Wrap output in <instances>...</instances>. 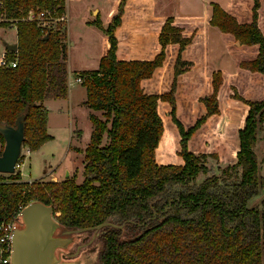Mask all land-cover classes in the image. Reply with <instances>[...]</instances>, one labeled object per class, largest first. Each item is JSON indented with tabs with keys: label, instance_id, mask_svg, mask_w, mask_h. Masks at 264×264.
<instances>
[{
	"label": "trees",
	"instance_id": "1",
	"mask_svg": "<svg viewBox=\"0 0 264 264\" xmlns=\"http://www.w3.org/2000/svg\"><path fill=\"white\" fill-rule=\"evenodd\" d=\"M261 1L229 0L226 9L211 4L208 23L234 59L232 75L207 76L203 15L156 18L150 0H118L105 28L97 16L92 25L105 38L98 66L77 73L86 92L82 105L92 112L89 141L79 150L80 184L0 174V221L39 201L51 204L54 219L68 228L123 224L102 228L96 264H264V198L249 205L264 189L253 151L264 125ZM2 5L16 23L17 49L15 66L7 51L0 66V124L12 126L24 115L22 146L33 152L51 139L42 101L67 95V57L60 22L41 34L25 18L39 11L57 17L65 4ZM226 102L232 119L223 142L232 161L196 183L209 170L208 157L222 161L211 148L197 152L195 139L215 129ZM123 226L134 235L123 239Z\"/></svg>",
	"mask_w": 264,
	"mask_h": 264
},
{
	"label": "rangeland",
	"instance_id": "2",
	"mask_svg": "<svg viewBox=\"0 0 264 264\" xmlns=\"http://www.w3.org/2000/svg\"><path fill=\"white\" fill-rule=\"evenodd\" d=\"M155 7L153 15L155 16H195L203 15L206 18L205 35H206V49H205V71L209 76L214 71H222L224 74L235 73L234 59L228 53L224 41L217 30L208 23V16L211 10V4H217L225 9L229 5V0H153ZM117 0H66L65 11L67 15V22L65 20L59 21V31L62 32L63 37H60L62 43H65L66 69L68 80L73 88V102L69 109L66 107L62 111H58V103L50 101L45 105L48 111V129L53 135V139L47 142L43 149L32 156L28 155L21 169L23 178L28 174L31 178L42 176L44 170L49 171L55 169L56 165H60L57 169L61 170L63 164L71 165L72 170L66 177L59 174V181H54L52 175L48 172L37 179H29L27 182L44 181L61 182L64 178H73L76 184H80L82 179L83 168V153H77L73 149V157L68 152L69 136L71 135L70 127L72 129H80L81 135L77 144L73 146L83 147L89 141L91 135V123L87 117L88 109L82 104H79V99L84 97L82 94V87L80 83H75L77 73L80 71H94L99 62V54L104 45V34L94 24H90L97 16L101 21L102 26H107L108 16L115 7ZM93 6V7H92ZM87 7H91L88 11ZM98 9L99 12L93 9ZM262 15L264 16V0L261 1ZM15 28L9 25L0 27V44L2 40L13 39ZM1 53V49H0ZM12 56V55H11ZM1 58V55H0ZM7 61L6 56L3 57ZM79 90V91H78ZM77 99V100H76ZM76 101V102H75ZM61 106H65L61 104ZM224 112L217 121L215 129H208L204 134L199 135L195 139L196 150L201 153L206 149L211 148L214 153L222 160L218 162L215 158L208 157L205 164L209 168L205 175H198L196 183L204 180L205 176L220 175L223 167L231 163V157L225 156L228 148L223 142L224 132L228 127V122L231 121L230 106L226 102L224 104ZM193 107L197 111H201V107L194 103ZM102 118L101 112L94 113ZM238 115L235 117V124L238 122ZM238 125V124H237ZM69 128V129H68ZM72 142V138L71 141ZM105 140L102 141L104 143ZM3 142L0 143V152L2 151ZM234 151V150H233ZM254 154L258 163V176L264 179V125L259 126L256 133V144L254 146ZM232 152V151H231ZM226 157V158H225ZM68 165V166H69ZM65 174V171L63 172ZM21 182H26L21 179ZM58 180V177H57ZM264 198V189L260 190L258 196L249 201V205L259 204ZM123 239L132 237L134 234L123 226ZM99 230L90 229L79 232L76 235V240L72 242L63 252H60L62 259H73L86 252V257H82V261L86 264H95L100 249V233Z\"/></svg>",
	"mask_w": 264,
	"mask_h": 264
},
{
	"label": "water",
	"instance_id": "3",
	"mask_svg": "<svg viewBox=\"0 0 264 264\" xmlns=\"http://www.w3.org/2000/svg\"><path fill=\"white\" fill-rule=\"evenodd\" d=\"M3 47L10 52L17 49L16 44L6 42L3 43ZM23 117L24 115L17 117L12 126L0 124V135L3 140L0 152V174H14L13 165L24 140ZM122 225H115L107 220L93 228H68L54 219L51 204L31 201L15 217L10 236V264H86L82 261V257H86V252H82L76 258L64 260L60 252L76 240L79 232L99 230L103 227L117 228Z\"/></svg>",
	"mask_w": 264,
	"mask_h": 264
},
{
	"label": "built area",
	"instance_id": "4",
	"mask_svg": "<svg viewBox=\"0 0 264 264\" xmlns=\"http://www.w3.org/2000/svg\"><path fill=\"white\" fill-rule=\"evenodd\" d=\"M2 3L3 0H0V23L8 22L9 27L16 28V23L14 20L7 19L2 11ZM27 21L37 22V26L40 27V33L45 34L47 29L52 28L59 21L65 20V14H61L57 17H54L48 11H39V13L28 12L26 18ZM7 50L3 49L0 53V66H4L7 61H4L3 57ZM10 52V51H7ZM12 54L13 61L9 62L11 67L15 66L16 62V51L10 52ZM82 81L80 76L74 79L75 83H80ZM30 149L26 146H21V150L17 159L14 163V173H18L21 175L22 165L26 161L27 156L30 154ZM23 208V206H19L13 213L9 215V217L3 218L0 221V264H10V251H11V231L15 223V217L18 212Z\"/></svg>",
	"mask_w": 264,
	"mask_h": 264
},
{
	"label": "crops",
	"instance_id": "5",
	"mask_svg": "<svg viewBox=\"0 0 264 264\" xmlns=\"http://www.w3.org/2000/svg\"><path fill=\"white\" fill-rule=\"evenodd\" d=\"M65 1L66 0H64V4H65ZM118 1V0H117ZM151 1V15L153 16V17H156V18H165V16H168V15H165V16H155V15H153V11H154V7H155V1H153V0H150ZM118 3V2H117ZM117 3H116V5H117ZM66 5V4H65ZM115 5V6H116ZM229 6V5H228ZM93 7V6H92ZM88 8V11H90L91 10V7H87ZM115 8V7H114ZM114 8L112 9V11L114 10ZM228 8V7H227ZM226 9V8H225ZM94 11H97V12H99V10L96 8V9H93V12ZM112 11H111V13H112ZM111 13H110V15H111ZM64 14H65V21L67 20V15H66V12H64ZM110 15L108 16V19H109V17H110ZM183 16H186V15H183ZM183 16H171V17H183ZM191 17H195V16H191ZM199 17V16H198ZM107 19V20H108ZM109 21V20H108ZM67 22V21H66ZM93 22V21H92ZM92 22H90V24H92ZM101 22V21H100ZM102 24V23H101ZM108 24V23H107ZM103 27V26H102ZM106 27V26H105ZM104 27V28H105ZM16 29V28H15ZM15 30H14V35H13V39H11V40H9V41H7L6 39L5 40H2L1 41V44H0V49H1V52L3 51V49H4V47H3V43L4 42H6V43H9V44H16V35H15ZM105 41V40H104ZM103 47H104V45H103ZM206 48V47H205ZM102 50H103V48H102ZM101 53H102V51L100 52V54H99V56L101 55ZM101 57V56H100ZM100 59V58H99ZM68 74V73H67ZM81 87H82V95L84 96V97H82V98H80L79 99V104H82V102H83V100L85 99V96H86V92L84 91V87L81 85ZM79 91V90H78ZM73 88H72V86L70 85V82H69V80H68V87H67V95H66V97L65 98H60V99H44L43 101H42V104H43V106L45 107V105L47 104V103H49L50 101H56V102H53V103H58V105L60 106V107H58V111L60 112V111H62V109H63V107L65 108L66 107V109H69V107L71 106V104H72V102H73V99H72V96H73ZM77 100V99H76ZM76 102V101H75ZM61 104H64L65 106H61ZM90 113H92L90 110H88V113H87V117H88V115L90 114ZM48 120H49V117H48V111H47V121H46V129H47V133L51 136V140L53 139V135L49 132V129H48ZM69 129V128H68ZM69 133H71V135L69 136V144H68V152H69V154H71V157H73V149H75L76 151L78 150H83L86 146V144L88 143H85V145L83 146V147H81V146H73V144H77V142H78V140H79V138H80V135H81V130L80 129H72L71 127H70V132ZM71 138H72V142H70L71 141ZM51 140H49V141H51ZM49 141H46V142H44L41 146H40V148L38 149V150H36V151H33V152H30V156H32V155H34V154H37V152H39L40 150H42L43 149V147H44V145L47 143V142H49ZM77 141V142H76ZM77 153H81L80 151L79 152H77ZM35 156V155H34ZM24 164H25V162H24ZM24 164L22 165L23 167L22 168H24ZM71 165H66V164H63V166L61 167V170L60 171H58L57 169L60 167V165L58 166V165H56L54 168L55 169H52V170H49V171H46V170H44L43 171V173H42V176H44L47 172L50 174V175H52L51 177H53V180L54 181H59V174H61V176L63 175L64 177H65V174H69L70 173V171L72 170V168H71V166H72V163H70ZM65 171V174H63V172ZM21 173H22V171H21ZM25 176H26V178H23V175L21 174V179L23 180V181H26V180H29V179H37V178H40V177H42V176H39V177H36V178H31L28 174H25ZM57 177H58V180H57Z\"/></svg>",
	"mask_w": 264,
	"mask_h": 264
}]
</instances>
